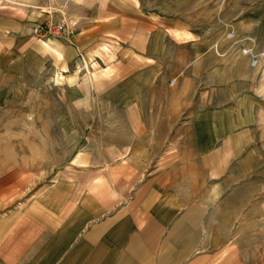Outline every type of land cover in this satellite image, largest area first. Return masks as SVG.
<instances>
[{
  "label": "crops",
  "instance_id": "1",
  "mask_svg": "<svg viewBox=\"0 0 264 264\" xmlns=\"http://www.w3.org/2000/svg\"><path fill=\"white\" fill-rule=\"evenodd\" d=\"M207 4L0 0V102L37 78L56 84L63 107L99 96L120 117L86 126L105 140L77 141L40 185L0 186V264H264L241 236L264 133V53L255 43L253 65L239 34L209 37L186 11ZM62 16L64 32L44 34Z\"/></svg>",
  "mask_w": 264,
  "mask_h": 264
},
{
  "label": "rangeland",
  "instance_id": "2",
  "mask_svg": "<svg viewBox=\"0 0 264 264\" xmlns=\"http://www.w3.org/2000/svg\"><path fill=\"white\" fill-rule=\"evenodd\" d=\"M186 11L188 16L204 18L198 22L209 31V37L224 36L230 40L233 34H239L242 41L248 42L242 51L254 52V44L260 42L264 53V0H209L207 5L187 6ZM51 22L69 23L63 16ZM24 80L22 84L8 86L7 98L0 102V186L7 191L26 192L50 179L59 164L74 155L77 141L85 137L105 140L104 133L85 132L86 126H120V117L112 115L119 108L116 103L96 96L77 106L65 101L63 107L57 100L56 84L46 88L40 79L26 78V84ZM72 127L79 129V133H71ZM116 132L114 129L108 136L120 137ZM259 137L256 169L249 186L255 197L241 236L246 237V244L250 239V244L254 242L264 253V133Z\"/></svg>",
  "mask_w": 264,
  "mask_h": 264
},
{
  "label": "built area",
  "instance_id": "3",
  "mask_svg": "<svg viewBox=\"0 0 264 264\" xmlns=\"http://www.w3.org/2000/svg\"><path fill=\"white\" fill-rule=\"evenodd\" d=\"M65 24L63 23H53L50 22L47 24V30L44 32V34H49V33H55L56 35H59L63 32L64 28H65ZM245 53H251L252 55V64L256 65L257 64V58H256V54L253 52L252 49H244L243 50Z\"/></svg>",
  "mask_w": 264,
  "mask_h": 264
}]
</instances>
